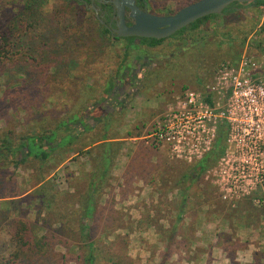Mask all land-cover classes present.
Returning <instances> with one entry per match:
<instances>
[{"label":"rangeland","instance_id":"obj_1","mask_svg":"<svg viewBox=\"0 0 264 264\" xmlns=\"http://www.w3.org/2000/svg\"><path fill=\"white\" fill-rule=\"evenodd\" d=\"M24 1L0 0V35L6 31L10 53L5 78H0V99L8 92L5 104H0L3 109L0 131L11 130L17 136L35 134L39 119L47 128L53 127L55 121L70 114L84 111L89 115L99 102L104 104L100 109L103 117L97 120L92 132L81 134L71 147L57 151L41 166L33 159L15 169L0 159V169L5 172L3 179L8 182V187L0 191L1 197H8L0 200V208L9 207V201L15 200L17 204L10 206L11 218L23 217L36 224L31 228L37 237L59 230V222L75 227L77 211L86 199L100 152L98 144L87 147L81 155L77 154V148L88 146L95 136L102 135L106 126L105 130L117 140L112 141L116 142L115 157L107 176L98 185L97 194L90 195L95 200L96 211L94 218L84 223L91 227L94 239L111 249L115 256L128 258L134 264H159L169 248L152 243L159 237H154V230H147L148 225L159 226L158 231L166 232L168 238L174 236V224L200 222L204 225H200L197 236L201 240L206 237V244H211L208 238L213 230L222 238L231 239L223 246L225 255L215 254L219 264H264V187L244 196L229 195V200H223L231 163L221 161L220 171L194 179L184 196L187 181L182 176L190 173L194 164L178 162L171 158L167 148H156L142 139L150 134L151 122L172 108L185 91H200L208 84L219 63L238 59L245 52L261 62L264 9L243 6L232 14L210 17L186 33L189 42L176 35L141 54L134 49L126 50L123 41L98 37L93 14L73 2L47 0L36 12L20 16L18 8ZM195 1L149 0V9L155 14H173ZM3 9L12 10L19 26L11 29L13 24L5 23ZM259 42L262 49L257 47ZM150 61L153 71L139 70V79L129 85L127 77L136 76L137 68L145 67ZM197 69L202 72L200 75L196 74ZM195 76H200L198 83ZM123 77L126 80L118 83ZM106 83L116 87L112 91L114 95L105 100L100 92ZM17 87H23L35 101L29 100L23 91L19 97L14 96L12 92ZM36 110L42 118L32 117ZM136 128L142 131L140 135H135L139 133ZM61 135L62 131H57V136ZM228 160H233V155H228L225 161ZM43 174L48 177L39 184ZM190 175L193 179L194 174ZM46 182L45 192H49L46 194H56L57 201L49 213L35 199V190ZM16 195L20 196L13 197ZM180 212L182 217L177 219ZM210 221L215 229L206 224ZM245 224L248 225L245 231L234 230L236 225ZM189 227L179 232L183 237L193 238V225ZM2 236L0 233V241L6 242L7 247L9 234ZM57 238L74 245L68 250L57 249L67 259L79 256L80 250L75 247L80 241L78 236ZM194 243L191 253L182 255L180 239L175 238L169 246L172 257L166 258L165 263L200 264L198 246L205 247ZM242 246L250 254L234 256L235 247ZM1 252L5 253L4 244L0 245Z\"/></svg>","mask_w":264,"mask_h":264},{"label":"trees","instance_id":"obj_2","mask_svg":"<svg viewBox=\"0 0 264 264\" xmlns=\"http://www.w3.org/2000/svg\"><path fill=\"white\" fill-rule=\"evenodd\" d=\"M46 1L47 0H25L24 4L20 6V8H18V14L21 16L25 14V12L28 14L36 12L37 9L41 7L42 3ZM68 2L72 3V0H68ZM74 4L76 5V7L86 10L85 7L75 2ZM241 7H243V5L234 3L226 8L222 15L232 14ZM249 7L260 8L262 10L264 9V1H257L253 4L248 5L247 8ZM12 13V10L3 9L1 15L2 18L5 19V23L10 25L13 24L9 26L11 29H15L17 26H19V24L16 25L19 22L16 20L15 16H12ZM210 17L217 16L212 15ZM210 17H205L194 22L189 26V29L198 28L203 21L207 20ZM92 20L97 26L98 37L106 38L111 41H119L113 40L109 36L104 35L102 33L105 31L104 28L100 26L94 18H92ZM186 29L188 28H184L178 33V35H180ZM5 33L6 31L3 32V35H0V78H5V64L10 58V53L7 48L8 36H6ZM120 41L125 42L126 50H135L137 48L139 49V46H136L134 44L132 38H125ZM163 41L164 40L144 39L141 41V44L146 46H156L161 44ZM257 47L262 49L261 42L257 44ZM140 53L142 54L143 52L140 51ZM115 87L116 86L112 85L111 83H106L104 85V88L101 89L100 93L105 100L106 98L112 97V95H114L112 91ZM22 91L23 87H17L12 93L14 96L19 97V93L21 94ZM23 93L29 95V100H33V102L35 101L33 99V96H30L29 92L23 91ZM4 95L5 96L0 99V104H5L8 92L5 91ZM103 105L104 104L102 102H99L97 108L93 109L89 115H86L84 111L70 115L67 114L68 116L55 121L53 127L47 128V125L42 121V119H39L40 126L35 130V134H25L24 136H17L11 130L0 131V159H2L3 162H6L8 166L11 165L15 169L22 167L27 161L33 159L40 162V166L41 164H45L57 151L66 148L68 149L69 147H71L81 134H86L93 131L92 128L96 124L97 120H101V118L103 117V114L100 113V109H102ZM2 113L3 109L0 108V115ZM39 113L40 112L36 110L35 113H33L32 117L34 118L35 116L39 115L38 118H42V115ZM90 120L92 121V125L89 122ZM105 129H107L106 126H104L102 130V135L98 136L97 134H95L97 136H95L94 141L90 142L88 146L84 145L81 148H77V154L81 155L84 153L83 150L87 147L92 146L93 144H98L97 147L100 152L98 155L99 160L97 161L95 170L91 174L88 191H86V199L83 200L84 204L83 206H81V209L77 211L78 220L76 226L71 227L68 224L59 222V230L56 231L59 233L46 232V234H44L43 236L37 237L31 228L36 224L29 223L23 217L11 218L12 216L10 206H12V204L16 205L17 203L14 202L15 200H10L8 203L9 207L6 206L5 208H0V233H2L3 236H7L9 234L10 237V241L7 243V247L5 246L6 242L0 241V245L4 244L5 249L4 254H2L3 252L0 253V264H69L70 262H73L74 264H134L132 260L128 258H125L123 256H115L114 254H112L111 249L105 247L99 241L94 239L91 227L87 223H84V221L94 218L96 204L95 200L90 198V195L92 193H94L95 195L97 194L98 185L103 178H106L112 160L115 157L114 146L116 145V142L112 141L117 139V137L115 138L113 136H110L108 133L109 131H106ZM136 129L139 133L135 135H140L142 131L139 128ZM57 131H62V135L57 136ZM128 136L132 137L131 134H128ZM214 162L215 159H213L212 161H208L205 159L200 164H194L190 168V173L192 175L194 174L193 179L190 173H186L182 176V179L184 181H187V185L185 186L183 192L184 196L186 195L187 190L190 189L192 183L194 182V179L197 180V178L201 177L198 166L201 165L202 170L206 171L213 165ZM4 173V170L0 169V191L5 190L8 187V182H5L3 179ZM47 177V174L41 175L38 183L40 184L41 182L45 181ZM47 188L48 182L39 186L35 190V199L40 203V205L42 206V210L45 213H49L54 204L57 203L55 199L56 194L50 192V195H47L46 193H49L45 192L48 190ZM19 196L20 195H16L13 197ZM6 198L8 197L0 196V200H4ZM181 215L182 214L180 212L177 216V219H180V217H182ZM178 225L180 224H174L176 230L178 229ZM70 227L72 228V230L70 229ZM69 234H74L80 238V241L75 244V247L80 250V253L79 256H77L74 260L67 259L65 253L59 252L57 250L58 248L68 250L71 245L74 246L72 243H67V240L57 238ZM175 238H177L175 235L172 237L169 236L167 238V241H169V243L166 244V248L169 249L164 255L165 258L160 261L159 264H166V258L171 259L173 252L172 248L169 246L173 245ZM187 247V244H185L184 248L186 249Z\"/></svg>","mask_w":264,"mask_h":264},{"label":"built area","instance_id":"obj_3","mask_svg":"<svg viewBox=\"0 0 264 264\" xmlns=\"http://www.w3.org/2000/svg\"><path fill=\"white\" fill-rule=\"evenodd\" d=\"M220 125L227 129L228 151L234 152L225 157L233 155V160H222L231 163L222 199L263 188L264 77L261 62L246 52L236 60L221 62L200 91H185L172 108L151 122L150 134L142 139L156 148H167L178 162L196 164ZM220 166L221 161L207 173L220 171Z\"/></svg>","mask_w":264,"mask_h":264},{"label":"water","instance_id":"obj_4","mask_svg":"<svg viewBox=\"0 0 264 264\" xmlns=\"http://www.w3.org/2000/svg\"><path fill=\"white\" fill-rule=\"evenodd\" d=\"M257 1L264 0H197L182 7L173 15L157 16L139 10L135 6L134 0H115L119 19L115 32L117 37L121 38L136 37L161 40L172 36L202 18L222 15L224 10L234 3L248 6ZM125 7L129 9V18L134 22L130 27L125 24ZM261 64L264 70V50Z\"/></svg>","mask_w":264,"mask_h":264},{"label":"flooded vegetation","instance_id":"obj_5","mask_svg":"<svg viewBox=\"0 0 264 264\" xmlns=\"http://www.w3.org/2000/svg\"><path fill=\"white\" fill-rule=\"evenodd\" d=\"M72 2L77 3L83 7L86 8V10L92 12L94 19L98 22V24L100 26H102L104 28V32H102L104 35L109 36L110 38H112L113 40H122L125 38H121V37H117V34L115 32V30L117 29V23L119 21L118 19V14H117V10L115 7V0H72ZM135 6L141 10V11H147L150 14L153 15H157V16H169V15H173V14H167V15H162V14H155L153 12H151V10L149 9V0H134ZM129 9H127L125 7L124 9V19H125V24L126 26L130 27L133 25V20H131L129 18ZM210 17V16H208ZM190 26V25H189ZM189 26L185 27L188 28L185 31H183L180 36H182L183 41L184 42H189L188 40V36L186 35V33L190 30ZM183 29H181L180 31H182ZM178 31L177 33L173 34L172 36L168 37L171 38L173 36L178 35V33L180 32ZM194 31V30H192ZM127 38H132L134 41V44L136 46H139V49H135L137 51H141L143 53L149 52V50H151L154 46H146V45H142L141 41L144 40V38H136V37H127ZM167 39V38H165ZM165 39H161V40H165ZM155 48V47H154ZM145 63V62H144ZM145 67L143 65H140L137 69V75L136 76H131V77H127L128 81H129V85L133 84L134 82L137 81V79H139L137 76L139 74V70L140 72H142L145 68V72L149 71H153L154 69V65L153 62L150 61L149 64L145 63ZM213 70V69H212ZM212 70L210 71L209 74L212 73ZM200 69L196 70V74L200 75ZM195 74V75H196ZM262 74L264 77V70L262 67ZM200 79V76H195V81H197ZM125 77H123L122 79H120V81H118V83H123L122 81H125ZM200 84V83H199ZM200 86V85H199ZM226 137H227V129L224 125H220L218 127L217 133L215 135V138L213 140V142L211 143V146L202 154L199 162L197 163H201L203 160H208V161H212L213 159H215V162L213 163V167L211 169L216 168L215 166L218 165L220 163V161L224 160L226 155L228 153L230 154H234L233 149L229 152L228 149H230L229 145L226 143ZM250 158H248L249 160ZM198 169L200 171L201 176H204L207 172L208 169L206 171L202 170L201 165L198 166ZM242 174L244 173V170L242 168ZM243 177V176H242Z\"/></svg>","mask_w":264,"mask_h":264},{"label":"crops","instance_id":"obj_6","mask_svg":"<svg viewBox=\"0 0 264 264\" xmlns=\"http://www.w3.org/2000/svg\"><path fill=\"white\" fill-rule=\"evenodd\" d=\"M115 140H117V139H115ZM206 224L207 225L210 224L211 226H214V229H215L214 222L210 221L209 223H206ZM191 225H193V229H194L193 238H188L186 236L183 237L182 233H180L179 230H181V231H182V229L186 230ZM200 225L203 226L204 224L200 223V222H196V223L189 222L186 224L182 223V224L178 225V229L176 230L177 233L175 232L174 235L180 239V245L182 246V248L180 249V254L182 253V255H183V252L187 253V251L189 253H191L190 250L193 249V246L195 244L194 242L196 241L198 244H202L205 248H207V250H204L205 248L203 249L202 247L198 246L199 247L198 250H201L200 251L201 261H199V263L201 264V262L204 261V264H219V262L217 261L218 258L215 257V254H216V252L220 253L221 255L224 254L225 249L223 246L226 243H228V241L231 239L229 237L228 238H222L220 236V234H216V232H215L216 230H213V234L210 235V238H208L209 243H211V244H208V243L206 244V241H208L206 239V237L202 238V240H201V238H198V236H197V232L201 228ZM247 226L248 225H246V224L244 226L236 225L234 230H236V228H237V230H241V228H242L245 231L248 228ZM158 228H159V226H156L153 224L148 225L147 230H154L153 231L154 237L155 238L159 237L153 242L151 240V242L152 243L158 242V244H163L166 247V244L169 243V241H167L166 232L160 233L158 231ZM189 228H191V227H189ZM227 228H229V227H227ZM237 230H236V232H237ZM148 232H150V231H148ZM236 237H237V233H236ZM185 244H187V246H188L186 249L184 248ZM237 248L238 247H235V249H234L235 250L234 256H235V254H239V253H241L243 256H245V255L247 256L248 254H250V250L244 246H242L240 249H237ZM164 249H166V248H164ZM253 255H255V254H253ZM253 255L251 256L252 258H253ZM205 256H207V258H205ZM224 258H225V260L228 259L226 256ZM246 259L248 262L250 261V259L248 257H246ZM235 260H236V258H235Z\"/></svg>","mask_w":264,"mask_h":264}]
</instances>
